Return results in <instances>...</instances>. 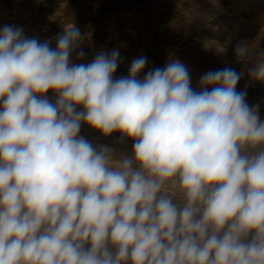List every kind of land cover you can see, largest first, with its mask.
<instances>
[{
    "label": "clouds",
    "instance_id": "obj_1",
    "mask_svg": "<svg viewBox=\"0 0 264 264\" xmlns=\"http://www.w3.org/2000/svg\"><path fill=\"white\" fill-rule=\"evenodd\" d=\"M83 38L67 23L53 50L0 30V264H264V121L241 74L197 92L178 60L138 80L141 56L114 81L118 50L70 66ZM82 122L132 155L97 150Z\"/></svg>",
    "mask_w": 264,
    "mask_h": 264
},
{
    "label": "rangeland",
    "instance_id": "obj_2",
    "mask_svg": "<svg viewBox=\"0 0 264 264\" xmlns=\"http://www.w3.org/2000/svg\"><path fill=\"white\" fill-rule=\"evenodd\" d=\"M67 23L84 37L70 55V66L118 50L113 80L127 77L132 61L143 56L146 66L137 76L142 81L149 71L178 60L197 92L205 73L232 68L241 74L236 91L246 93V104L257 107L264 121V82L249 76L264 62V0H0V30L21 28L24 38L48 41L53 50ZM239 45L249 50L244 59L237 56ZM80 51L84 56L77 58ZM46 96L55 104L57 93ZM79 136L97 150L108 146L116 158L132 155L134 141L119 132L104 136L82 122Z\"/></svg>",
    "mask_w": 264,
    "mask_h": 264
}]
</instances>
